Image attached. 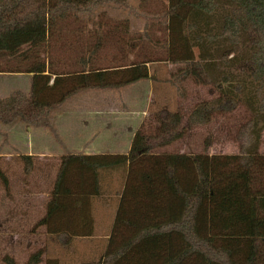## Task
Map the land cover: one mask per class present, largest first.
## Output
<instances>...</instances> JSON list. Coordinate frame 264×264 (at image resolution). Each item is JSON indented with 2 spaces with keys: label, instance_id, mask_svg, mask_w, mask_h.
Returning <instances> with one entry per match:
<instances>
[{
  "label": "trees",
  "instance_id": "obj_1",
  "mask_svg": "<svg viewBox=\"0 0 264 264\" xmlns=\"http://www.w3.org/2000/svg\"><path fill=\"white\" fill-rule=\"evenodd\" d=\"M153 1L160 2L154 12L165 31L160 60L183 64L173 74L175 80L191 78L215 93L192 108L188 123L207 124L215 114L242 107L250 117L238 133L239 151L153 152L182 135L180 114L161 112L154 132L135 131L126 154L60 157L45 212L35 224L61 238L63 245L72 236L90 235V200L101 192L99 173L120 169L123 184L106 247L89 264H264V154L259 150L264 132V0ZM144 2L139 0L138 9ZM111 5L133 9L128 0H0V72L31 73L27 92L0 97V124L54 132L52 111L74 94L150 78L147 63L153 59L135 61L130 54L128 63L97 62L106 40H123L125 46L139 40L115 37L117 25L127 33V21L94 13ZM79 36L83 49L77 63L65 70L54 67L49 48L61 40H74L71 46L77 47ZM17 157L23 163L31 159ZM30 167L24 163L23 171ZM0 179L7 187L1 168ZM42 254L37 249L24 264H40ZM4 261L17 264L11 256ZM45 264L58 262L49 258Z\"/></svg>",
  "mask_w": 264,
  "mask_h": 264
},
{
  "label": "rangeland",
  "instance_id": "obj_2",
  "mask_svg": "<svg viewBox=\"0 0 264 264\" xmlns=\"http://www.w3.org/2000/svg\"><path fill=\"white\" fill-rule=\"evenodd\" d=\"M128 2L133 7L132 11L111 5L98 7L94 10V13L103 12L113 22L127 21V33L124 35L120 28L121 25H117L118 29L115 32V37H133L136 40L139 36V40L134 41L135 44L130 40L127 42V46L123 44V40L118 42L115 41L116 38H112L114 41L106 40L96 59L102 66H115L122 63V61L128 63L131 60L128 57L130 54L133 55L135 61L145 60L146 58L153 59L152 62L147 63L150 78L136 81L119 89L85 90L79 93L78 96L94 99L95 101H105L106 99V104L109 103L108 106L105 104L104 106L93 105L92 107H109L108 109L112 111L118 110L119 115L123 116V118L118 119V122L109 115L103 116L105 119H109L111 129H121V124L124 122V125L132 123L134 129L137 127L136 130L140 129L152 133L155 130L156 118L159 113L164 111L179 113L181 121L178 130L181 131L182 135L165 145L154 147L153 152H206L209 155L237 153L240 144L238 133L242 125L245 124L246 126V123H248L249 113L241 107L230 113L215 114L207 124H189L187 116L192 108L201 101L211 99L215 93L209 87L201 85L191 78L175 80L173 74L183 64L160 60L164 52L162 44H164L165 36L163 32L165 31L160 30L157 23L160 14L154 12L158 11L160 2L146 0L139 9L137 7L139 0H128ZM146 10L149 12L146 13ZM146 16L149 17L146 19ZM155 22L157 24H154ZM82 40V36H79L77 47L75 46L76 43L71 46V42L74 40L71 42L61 40L49 48L47 56L53 61L54 67L65 70L72 65L74 66L80 56V49H83L79 47ZM121 54L123 58H121ZM85 57H87V54H85ZM25 84L26 82L22 77L3 75V77H0V97L16 89L15 86H19L21 89L25 87ZM76 96L74 97L77 98ZM73 105L64 103L60 106L64 114L60 112L64 117L57 124L60 140L62 137L64 144L71 141L80 143L81 141L87 143L90 140L93 143L99 141L100 144L104 145V149L105 147L110 149L107 147L110 145L105 146V139L109 135L108 128H105L98 135L96 128L92 129L94 127L92 121L87 120L89 118L87 112L82 111V108H75L71 111L70 107ZM123 105L127 109H122L121 106ZM127 110L131 113H128ZM112 111L107 113L112 115ZM54 112L55 110L52 111L53 114ZM85 122L89 123L88 126H85ZM13 124H10V126ZM7 126L0 124V146L1 142L4 143L7 140V137L2 136V130ZM123 129L118 131L120 132L119 135L129 136L131 131L129 132L127 126H123ZM17 133L19 134V131ZM66 134L69 136L65 137ZM103 135L105 137H102ZM24 136L20 138V141L24 140ZM11 138H15L14 134L11 135ZM120 138L123 137H117L116 140L119 141ZM261 138L259 150L264 152V132ZM205 140L209 141L207 147L205 146ZM154 143H157V141ZM0 163V168L4 170L8 180L7 187H4L0 179V220L2 221L0 224V264H6L4 261L6 256H11L17 264H24L28 255L38 248L43 250L40 264H45L47 259H54L53 257L58 255V259L62 260L65 253L74 256L70 251H62L61 253L60 246L57 243L53 245L48 235H45L42 229L39 231L40 227L35 224L43 211L41 193L48 192L50 188L49 178H46L43 184L40 182V185L36 186V180L33 178L35 170L33 174L24 176L15 164L6 163L5 160ZM25 200L33 206V208H30L32 212H29V214L22 212V207L27 204ZM110 215L105 216L106 224H102L105 226V230L108 229V232L112 228V225H109L112 219ZM65 257L67 258L68 254ZM72 262L75 263L74 260Z\"/></svg>",
  "mask_w": 264,
  "mask_h": 264
},
{
  "label": "crops",
  "instance_id": "obj_3",
  "mask_svg": "<svg viewBox=\"0 0 264 264\" xmlns=\"http://www.w3.org/2000/svg\"><path fill=\"white\" fill-rule=\"evenodd\" d=\"M3 75H10L12 77L19 76L25 80L26 82L25 87H22L20 89L19 86H15L16 89H13L11 91L18 90L22 92H27L29 90L31 73H1L0 72V77H3ZM82 92L83 91L74 94L73 96L65 100V102H63L62 104L64 103L74 104L73 105L74 107L73 106L70 107L71 111H73L75 108H82L81 109L82 111H86L87 112L86 114L89 116L87 120L90 122L92 121L94 125L92 129L96 128L97 130L96 132L98 133V135L100 134V132L105 130V128H108L109 135L107 139H105V146L110 145L107 146L110 149H107L106 147L104 149V145L100 144L99 141L97 143L95 142L93 143V141L91 140L87 143L83 141H81V143L78 141H71L68 144H64L62 137L60 140V134L57 132L58 121L61 120L62 117H64L63 116L64 114L62 113L63 110L60 107L62 105L61 104L59 106L60 108L57 107L56 109H54L55 110L54 114L53 113L51 114V125L54 132H51L46 127H41V126L34 127L29 125L27 126L23 123H15L11 126L8 125L4 130H2L3 132L2 136L7 137V140L4 143L1 142L0 162L5 160L6 163L15 164L18 167L19 171H21L22 174H24V176L27 175L29 176L33 174L35 170V175L33 177L34 180H36L35 185L39 186L40 182L41 184H43L45 179L49 178L50 181L49 186H51L59 162V158L64 155L67 154L96 155V154H117V153L126 154L130 148V143L137 127L134 129L132 123H130V125L129 124L124 125V122H122V124L120 123L122 125L121 129H111L109 119H105L104 118L105 115H109L113 117L114 119L117 120V122L118 119L123 118V116L119 115L118 110L112 111L111 109H108L109 107H105V108L92 107L93 105L104 106L107 100L106 99L105 101L96 100L99 101L96 102L94 99H88L85 97L80 98L81 96H78V94ZM74 96H76L77 98H75ZM72 97L74 98L71 99ZM108 105L109 103L106 104V106ZM121 107H123L122 109L124 108L127 109L124 105ZM109 111L110 112L112 111V115L107 113ZM60 112L63 115H61ZM128 113L131 112L128 111ZM88 124L89 123L85 122V126H88ZM123 126H127L129 132L131 131L130 135L127 137H125V135L122 136L119 135L120 132L118 131L119 130L121 131L123 129ZM17 131H19V134L17 133ZM12 134H14L15 136L14 139L11 138ZM25 134L26 136H24ZM23 136H24V140L20 141V138ZM68 136H69L68 134L65 135V137ZM102 137H105V135H103ZM117 137H123V138H120L118 141L116 140ZM260 152L264 154L263 151ZM18 155H25L31 157V159L28 162H24L29 166H31L30 171L28 173L23 171L24 163L17 157ZM123 178H124V174L120 169H107L100 171L99 182L101 186V192L99 195H95L91 197L90 200L91 216H92V233H90V235L72 236L69 242L63 245V243H61V238L58 239L54 234L47 233L43 226H38L40 227L39 231L42 229L45 232V235H48V237L52 240L53 245H56L57 243L60 246L59 248L61 249L60 250L61 253L62 251L64 252L70 251L74 255L71 256L69 253H65L62 256V260L58 259L59 255L57 257L54 256L53 258L57 260L58 264H75V263L89 264V262L96 261L100 258V256L103 254L105 250L107 239L110 233L108 232V229L105 230V226H104L106 224L105 216L107 214L109 215L111 214L110 216L112 217V219L111 222H109V225H112L119 202L118 192L122 188ZM41 194H42L41 207L43 211L40 214V217H42L45 212V202L47 200L49 193L46 191V193L44 194L41 193ZM26 202L27 204L22 207L23 209L22 212L29 214V212H32L30 208H33V206L30 205L28 201ZM1 223L2 221L0 220V224ZM38 249H42V248H38ZM66 254H68L67 258L65 257ZM72 260H74L75 263H73Z\"/></svg>",
  "mask_w": 264,
  "mask_h": 264
}]
</instances>
